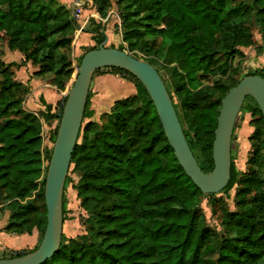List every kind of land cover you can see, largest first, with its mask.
Returning <instances> with one entry per match:
<instances>
[{"label":"trees","instance_id":"1","mask_svg":"<svg viewBox=\"0 0 264 264\" xmlns=\"http://www.w3.org/2000/svg\"><path fill=\"white\" fill-rule=\"evenodd\" d=\"M92 1L98 18L106 19L112 0ZM117 4L125 5L124 42L143 54L160 76L161 70L170 74L179 104L166 87L188 144L203 172L210 173L222 100L244 77L264 79V69L242 78L233 71L213 88L201 87L219 57L227 59L222 66L226 74L228 60L242 56L238 48L254 44L252 18L264 28V0H117ZM77 29L72 11L57 0H0V44L25 57L21 65L0 62V204L10 212L3 229L9 235L45 231L46 163L52 151L43 147L41 118L60 121L67 98L58 104V113L44 99L47 114L27 111L24 98L31 87L16 80L12 68L31 63L38 68L34 77L54 74L52 86L64 92L75 74L71 51ZM86 33L97 45L87 52L107 40L100 25ZM105 73L134 84L136 94L116 101L102 124L89 122L81 130L82 141L72 156L73 173L79 175L73 188L88 216L86 234L70 240L63 234L58 253L44 264H264V121L255 101L247 98L254 103L255 128L248 173L239 180L232 160L231 181L224 192L239 186L236 211L220 208L223 231L218 232L210 228L201 208L206 198L213 206L218 200L203 195L180 167L143 85L118 69L96 75ZM90 97L91 93L84 120L91 117ZM195 149L205 155L203 161L196 158ZM71 180L68 175L66 184ZM65 203L64 195V221Z\"/></svg>","mask_w":264,"mask_h":264},{"label":"water","instance_id":"2","mask_svg":"<svg viewBox=\"0 0 264 264\" xmlns=\"http://www.w3.org/2000/svg\"><path fill=\"white\" fill-rule=\"evenodd\" d=\"M106 43L107 40L98 49L83 56L79 72L63 106L46 173L44 198L47 214L41 243L35 251L25 256L0 259V264H44L58 253L63 237L66 182L72 167L73 153L79 144L84 113L97 72L103 69L122 70L143 85L180 167L203 195H217L231 181L232 138L236 121L247 98H252L258 105L264 121V79L246 76L222 100L212 148L214 168L206 174L193 155L173 101L157 69L126 51L106 47Z\"/></svg>","mask_w":264,"mask_h":264},{"label":"rangeland","instance_id":"3","mask_svg":"<svg viewBox=\"0 0 264 264\" xmlns=\"http://www.w3.org/2000/svg\"><path fill=\"white\" fill-rule=\"evenodd\" d=\"M79 1L83 2V7L88 10H91L92 14H82L83 12L80 9H82L83 7H81V4L78 3ZM68 8L72 11V16L74 17L78 25V29L76 30L73 37V45L71 51V61L73 63L75 74L73 75L72 80L69 82L65 91L63 92L64 96L61 102L67 97L76 79L81 64V58L88 50L97 46L96 43L92 40V38L88 36L91 34L86 33L87 31H93L94 29H96L97 26L100 25L102 31L105 32V34L107 35L108 42L106 43V47H122L124 51L128 52L129 54L137 55L142 61H144V59L146 58L143 56V54L139 53L138 51H131L129 44L125 43L123 40L124 31L122 29L121 15L125 12V5L118 6L117 0H112L108 17L104 20L98 18L96 6L92 0H74L73 5ZM252 23V36L254 44L249 47L238 48V50L241 51L242 56L236 55L235 57L230 58L228 60V72H226V74H224V68H222V66L227 59L222 56L219 57L217 59V68L213 70L212 74L206 76L203 86L201 88H213L216 83H220L225 80L228 75L231 74L233 71H238V76L242 78L250 72L260 73L264 69V28L256 23L255 17L252 18ZM80 37H83L81 38L83 40H80ZM88 39H91L92 42ZM24 58V55L20 52H11L8 49L6 43L0 44V62L5 63V65L8 66L13 63L21 65V63H23L24 61ZM28 64L24 65L21 68H18L16 65H14L12 69L15 72L14 78L16 80L29 85V82H27V79L29 78V71L25 70ZM107 75L108 74L106 73L105 75H98L91 86L89 108L91 117L89 119L84 120L82 129H84L89 122H96L102 124L103 115L111 112L112 107L116 101L128 98L136 94V88L134 84L126 81L121 76L112 74H109V76ZM105 76L107 77L105 78ZM161 76L165 81L170 93L172 94L175 103L179 104L177 97L174 94L173 80L170 74L164 70H161ZM37 79L40 80L41 85H52L51 81H53L54 79V74H48ZM32 98L33 96H31L30 92V94H28L24 98V108L27 111L36 114L37 116H41V114L44 113L47 114L46 107L42 103L43 98H38L37 96L35 97V102ZM40 107H42L41 110H35ZM53 109L54 113H58V105L55 108L53 107ZM253 109V101H245L243 108L236 121L232 138V160L236 171L240 173L239 180H243V178L248 173V161L252 157V153L254 151V142L250 140V137L255 131V128L252 125ZM59 122L60 121L57 119L45 121L44 118H41L43 147L49 149L50 151H52L53 149V145L55 142L54 133L59 126ZM184 127L186 128L185 125ZM81 141L82 137L79 139V143H81ZM194 152L198 160H204L205 155L200 152L199 149H195ZM48 163L49 162H47L46 165H48ZM69 176L71 177L72 182H68L65 187L66 191L64 195L66 201V220L64 221L63 228V234L68 240L75 239L79 236L86 234L87 226L85 225V220L88 217L86 212L81 207V201L77 196V192L73 188V185L79 180V175L73 173V166L71 167ZM238 189L239 186H235L229 192L225 193L223 191L217 195H214V197H216V199L218 200V203L215 206L211 205L207 198L203 200L201 208L206 217L208 225L213 230H216L218 232L223 231L220 221V208L222 206H224L230 212L236 211L235 204L236 193ZM33 198L34 197L29 200H32ZM6 209L7 208L3 204H0V222L2 223L6 221L8 223V219L10 217V212ZM27 236L34 238V243L32 246L28 245L26 247L18 248L20 250L17 251L10 249L0 251V259L9 258L16 253H29L32 250L36 249L42 239L43 233L35 229L31 235ZM27 239L28 238H25V240Z\"/></svg>","mask_w":264,"mask_h":264},{"label":"crops","instance_id":"4","mask_svg":"<svg viewBox=\"0 0 264 264\" xmlns=\"http://www.w3.org/2000/svg\"><path fill=\"white\" fill-rule=\"evenodd\" d=\"M57 1L59 3L65 5V6H67V7L72 6L74 3V0H57ZM81 7H83V6H81ZM80 10L83 12V13L81 12L82 14H92L91 10H88L84 7ZM88 36L90 38H92L91 35H88ZM81 38H83V37H80V40H83ZM89 41H91V39ZM107 42H108V39H107ZM25 70L29 71V78L27 79V82H29V85L32 87L31 96H33V98H32L33 101L35 100V97H37V96H38V98L42 97L47 104L51 105L54 108L59 103H61V100L64 96V93L59 92L52 85H48V84L41 85L40 80L34 77V73L37 72V70H38L37 67H34L31 63H29L27 65V67L25 68ZM97 76L98 75H95L92 84L96 80ZM107 76H109V74ZM107 76H105V78ZM100 78H103V77H100ZM41 109H42V107L35 109V110H41ZM6 224H7V221L3 222V223L0 222V251H4L6 249L17 251V250H20L18 248L26 247L28 245L29 246L33 245L34 238H32L30 236H27V235H23V236L9 235V234L3 232V229L6 226ZM25 238H28V239L25 240Z\"/></svg>","mask_w":264,"mask_h":264},{"label":"built area","instance_id":"5","mask_svg":"<svg viewBox=\"0 0 264 264\" xmlns=\"http://www.w3.org/2000/svg\"><path fill=\"white\" fill-rule=\"evenodd\" d=\"M78 3H80V4H81V6H83V4H84V3H83V2H81V1H79Z\"/></svg>","mask_w":264,"mask_h":264}]
</instances>
